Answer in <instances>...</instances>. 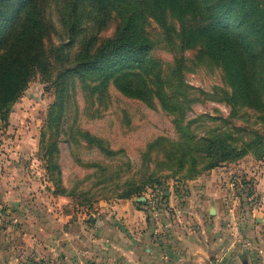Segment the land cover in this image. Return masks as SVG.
Returning a JSON list of instances; mask_svg holds the SVG:
<instances>
[{
	"label": "rangeland",
	"instance_id": "374dc122",
	"mask_svg": "<svg viewBox=\"0 0 264 264\" xmlns=\"http://www.w3.org/2000/svg\"><path fill=\"white\" fill-rule=\"evenodd\" d=\"M63 4L34 0V5L46 8L38 37L46 55L68 42L67 12L62 18L58 13ZM18 5L15 0L0 3V26ZM30 19L29 10L20 13L12 34L37 35ZM115 25L110 19L105 28L94 27V41L110 37ZM146 30L156 41L151 58L164 74L166 91L184 93L189 102L171 112L150 93L140 99L110 84L103 94H92L77 82L60 132L52 137L53 129H48L42 135L57 90L35 70L7 114L0 115V176L7 171L16 186L29 184V189L18 190L24 202L30 200L29 206L20 207L26 209L21 210L24 215L37 219L42 209L37 204L48 207V200H55L71 214V223L97 230L103 244L129 219L165 227L167 238L194 234L198 239L224 240L216 248L219 264H264V243L257 245L264 237L258 213L264 186V85L252 86L262 92L261 98L255 95L245 102L236 95L229 100L225 92L232 89L219 67L194 63L195 52L186 51L185 67L177 69L180 53L170 49L155 24ZM75 50L73 46L69 52ZM215 137H222L237 157L221 160L216 152L202 151ZM52 139L57 147L48 171L46 141ZM38 192L44 196L36 203ZM119 205L136 211L118 217ZM89 233L92 240L95 233Z\"/></svg>",
	"mask_w": 264,
	"mask_h": 264
},
{
	"label": "trees",
	"instance_id": "16d2710c",
	"mask_svg": "<svg viewBox=\"0 0 264 264\" xmlns=\"http://www.w3.org/2000/svg\"><path fill=\"white\" fill-rule=\"evenodd\" d=\"M15 1L19 5L0 26V115L7 114L9 104L24 91L36 70L57 90L42 135L48 129H53L52 137L60 132L77 82L92 94H103L110 84L140 99L150 93L171 112L183 101L189 102L184 93L181 97L178 92L166 91L164 74L151 58L156 44L146 30L151 23L159 28L170 49L180 53L175 59L177 69L185 67L183 52L194 51V63H212L222 70L232 89L225 92L229 100L236 95L245 102L255 95L261 98L262 92H255L252 86L264 85V0H63L58 13L62 18L67 12L68 42L56 46L51 55L43 53V40H39L45 6L34 5V0ZM26 10L31 12L28 22L38 36L12 34L19 27L15 21ZM110 19L116 21L112 35L95 42L93 28H105ZM46 25L48 29V22ZM20 46L24 53L19 52ZM73 46L76 50L71 54ZM222 140H208L202 151L216 152L221 160L237 157ZM46 144V169L50 171L57 140Z\"/></svg>",
	"mask_w": 264,
	"mask_h": 264
},
{
	"label": "crops",
	"instance_id": "0c3cea01",
	"mask_svg": "<svg viewBox=\"0 0 264 264\" xmlns=\"http://www.w3.org/2000/svg\"><path fill=\"white\" fill-rule=\"evenodd\" d=\"M4 166L8 170L10 162L6 161ZM14 179L7 171L0 176V264H219L217 252L220 251L216 248L224 240L198 239L194 234L187 238H167L165 227L129 219L124 222L126 226L117 225L114 238L103 244L97 230H89L80 222L71 223V214L60 203L54 204L55 200L49 199L48 207L39 205L44 196L40 192L37 194L42 195L41 199L38 196L33 202L42 209L37 212L38 218L32 219L28 212L22 213L26 209H21L29 206L30 200L24 202L18 193V190L25 191L29 184L16 186ZM260 192L258 213L262 215L263 226L264 186ZM48 194L56 199L52 193ZM134 211L119 205L117 216L127 217ZM126 230L129 233L124 237ZM89 232L95 233L92 240ZM259 241L258 246L264 243V237Z\"/></svg>",
	"mask_w": 264,
	"mask_h": 264
}]
</instances>
